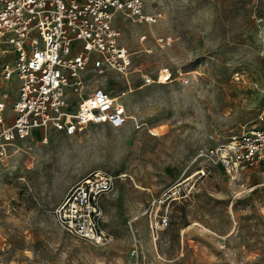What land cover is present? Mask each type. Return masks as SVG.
Segmentation results:
<instances>
[{
	"label": "rangeland",
	"instance_id": "1",
	"mask_svg": "<svg viewBox=\"0 0 264 264\" xmlns=\"http://www.w3.org/2000/svg\"><path fill=\"white\" fill-rule=\"evenodd\" d=\"M146 10L163 18L115 19L132 52L128 75L88 78L121 95L129 122L51 128L47 141L36 132L0 165V264H133L136 241L141 264H264V164L232 178L197 158L210 133L250 127L264 107V0H146ZM4 61L0 51L12 113L18 81L4 78ZM165 68L171 78L160 81ZM96 170L119 175L101 198L112 235L101 245L66 233L54 213ZM154 214L169 220L156 234Z\"/></svg>",
	"mask_w": 264,
	"mask_h": 264
},
{
	"label": "built area",
	"instance_id": "2",
	"mask_svg": "<svg viewBox=\"0 0 264 264\" xmlns=\"http://www.w3.org/2000/svg\"><path fill=\"white\" fill-rule=\"evenodd\" d=\"M117 17L152 24L163 13L148 12L146 0H0L2 74L18 81L12 113L7 112L11 92L3 91L0 96V165L19 141L36 132H43L47 141L51 128L76 134L92 123L119 128L129 122L121 95L88 81L89 75L109 70L125 75L131 71L132 52L120 43ZM159 42L163 46L171 43L164 37ZM163 72L160 81L171 78L169 68ZM152 81L145 79L146 84ZM209 138L214 143L203 147L197 158L222 167L232 178L245 168L264 164V107L252 126L227 135L212 132ZM118 177L96 170L70 188L54 210L66 233L95 245L112 239L102 227L101 198L116 188ZM168 224L165 215L150 217L153 234ZM131 255L133 264H141L138 241Z\"/></svg>",
	"mask_w": 264,
	"mask_h": 264
},
{
	"label": "bare ground",
	"instance_id": "3",
	"mask_svg": "<svg viewBox=\"0 0 264 264\" xmlns=\"http://www.w3.org/2000/svg\"><path fill=\"white\" fill-rule=\"evenodd\" d=\"M165 79H166V78H165ZM164 81H166V80H164ZM192 176H193V175H190L187 179H190Z\"/></svg>",
	"mask_w": 264,
	"mask_h": 264
}]
</instances>
